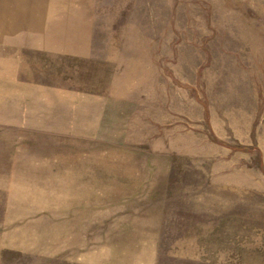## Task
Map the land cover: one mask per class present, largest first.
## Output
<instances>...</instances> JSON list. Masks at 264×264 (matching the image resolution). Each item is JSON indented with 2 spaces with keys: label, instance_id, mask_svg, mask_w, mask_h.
I'll use <instances>...</instances> for the list:
<instances>
[{
  "label": "rangeland",
  "instance_id": "obj_1",
  "mask_svg": "<svg viewBox=\"0 0 264 264\" xmlns=\"http://www.w3.org/2000/svg\"><path fill=\"white\" fill-rule=\"evenodd\" d=\"M0 264H264V0H0Z\"/></svg>",
  "mask_w": 264,
  "mask_h": 264
},
{
  "label": "crops",
  "instance_id": "obj_2",
  "mask_svg": "<svg viewBox=\"0 0 264 264\" xmlns=\"http://www.w3.org/2000/svg\"><path fill=\"white\" fill-rule=\"evenodd\" d=\"M152 240H153V239H152ZM155 250H156L155 248H153V250H152V257H154V258L156 257V255H155ZM134 256H135V255H134Z\"/></svg>",
  "mask_w": 264,
  "mask_h": 264
}]
</instances>
